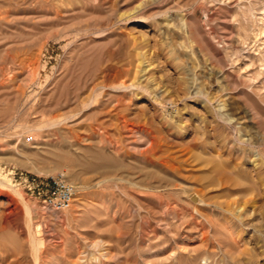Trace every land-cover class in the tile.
Returning a JSON list of instances; mask_svg holds the SVG:
<instances>
[{"label":"rangeland","instance_id":"1","mask_svg":"<svg viewBox=\"0 0 264 264\" xmlns=\"http://www.w3.org/2000/svg\"><path fill=\"white\" fill-rule=\"evenodd\" d=\"M213 1L47 0L0 27V264H264V106L231 92L232 122L204 111L222 76L194 70L178 34L185 17L222 58L234 10ZM106 69L122 73L116 111L95 88ZM76 94L86 109L53 108ZM115 147L116 173L87 169L82 150ZM58 174L77 190L62 213L44 202Z\"/></svg>","mask_w":264,"mask_h":264},{"label":"bare ground","instance_id":"2","mask_svg":"<svg viewBox=\"0 0 264 264\" xmlns=\"http://www.w3.org/2000/svg\"><path fill=\"white\" fill-rule=\"evenodd\" d=\"M211 2H214V1L209 0V3H211ZM216 3H218L219 5H222V6H226V7L228 5H232V9L234 10V13L229 17V20H228L229 24L231 25V29H233L232 30L233 32L231 31L228 38L223 37L221 42H220V44H222V47H221L222 58L218 56L219 53L217 54L216 51L213 52L214 50L210 48V46L207 44L206 41L203 40V38H201V39L199 38V40L197 39L195 34L198 35L200 32H198L197 29H195L196 33H194L190 22L185 17H183V19H181V27H179V29H178V31H179L178 34L180 35L181 38H183L186 42H188V44H189L188 46L191 48L190 57L195 58V63H197L195 65L193 64L194 70L197 69V71H199V70H201V68L203 70L204 65H203V67H201L200 61L203 60L202 58H205V61L209 62L208 63V65H209L208 71H209L210 76L212 75V77H213L216 74L222 76L220 81H222L223 85L220 87V89L219 88L217 89L218 94H221L220 96H216L214 94H211L207 88L204 89L205 91L202 92L200 96H201V99L203 102L202 108L204 111L208 110V109L210 111V109H211V111L215 112V109L217 108V111L221 112L220 116H222V119L227 121L229 124L230 122H232V118H230L229 114H228V111L230 110V106L228 103V99H229L228 95L231 92L235 93V94H241L247 99L258 100L264 106V0H217ZM45 4H47V0H0V27L3 26V27H6L9 29L11 24H13V22L15 21L16 16L22 14L23 15L22 20H23L27 15L28 9L34 7V5L35 6L36 5L42 6ZM19 9L21 11H18ZM19 17L20 16H18V18ZM16 20H18V19H16ZM206 20L209 22V21H211V18L206 17ZM3 32H5V31H3ZM0 35H2V33ZM14 37H15L14 35H13V37L11 36V38H14ZM1 42H3V40ZM5 42L4 43H5L6 49H9V50H10V48L14 49L13 48L14 45L16 46V44H14V45L12 44L13 47H11V42H10L8 36L5 38ZM20 47H23V46L21 45ZM193 48H196L198 50L199 54L195 53ZM14 55H15V53H14ZM198 55H199V57H198ZM13 57H15V56H13ZM200 59H202V60H200ZM205 69H206V67L204 68V71H205ZM104 70L102 71V77H101L102 80H100L99 83L96 82L97 83L96 86L94 85L95 88L98 91L104 90V89L107 90V93L105 96L108 97V99L111 97V95H114V94L118 95L119 93H122L123 91H125L124 83H122V82L118 83L117 82L118 79H120V77L122 75L121 71L120 70L117 71V69H116L115 72L113 71L115 74H113L107 69H106V71H104ZM125 70L126 69H124V71ZM126 73H128V72H126ZM202 74H204V73H202ZM124 76H125V74H124ZM204 76H205V74H204ZM216 79H217V77H216ZM191 80H192L191 81L192 84H194V82H197V81H195L194 78ZM113 81H115V83H111ZM205 82H206V79H205ZM216 82H218V80ZM107 83H109V84L106 85ZM80 87L82 89V86H80ZM83 87L85 88V85ZM200 88H203V87L201 86ZM77 89H80V88L77 86ZM92 89L94 90V88H92ZM90 90H89V92H91ZM98 93H100V92H98ZM197 94H200L199 91L195 92L193 95L196 96ZM222 94H223V97L226 98L228 96V98H226L225 100L224 99L220 100ZM15 95H17V94H15ZM92 96H93V94H92ZM70 99H66L63 103L57 102L53 108H58L61 105L67 107L68 103H70L71 105H74V109L75 108L77 109L78 107L86 109L89 106V103L86 102L88 98L82 100L83 98L81 99L79 94H76L71 100ZM121 102H123V100L117 99L115 102H112V100L109 99L105 103H107L108 108L112 109V111H116V109L118 110L119 104H121ZM93 103L97 104L98 107H104L106 105L105 103H103L102 101L100 102L96 98L93 101ZM94 106H96V105H94ZM251 108L254 109L253 106H251ZM59 117L58 116H55V117L51 116L49 118L51 124L53 125L55 122H56L55 124L59 123L60 122ZM66 119H68V118H66ZM115 121L117 123L116 126L119 127V128H117V130L122 129V131L124 130L130 134L131 133H140V130H139L140 128L138 130H136V128L133 126V123L132 124L128 123L129 121H127L126 118L119 116L118 114L116 115ZM68 134L70 135L69 136L70 139H72L78 145L82 141L83 142H91L90 139L80 138L81 136L74 135L73 132L68 133ZM100 135L95 136V137H98L97 140H98L99 145L102 144V142H103L102 141L103 136L101 137ZM123 137H126V136H123ZM109 142H110V139H109ZM149 142L150 143L148 145L153 144L152 141H149ZM116 147H115V149L112 148V150H110L109 153L111 154V156H106L104 154L105 152H103V150H100L101 148L99 150H96V149L93 150L92 148L82 150L81 152H83V154L85 156H87V158L89 157L88 159H90V161H89L90 163L86 164L87 169L93 170L94 172H100V171L106 172L108 170H114V173H116V171L121 168V165L116 160V158L118 159L121 157L119 154L120 149L116 148ZM102 149H104V148L102 147ZM80 154H82V153H80ZM32 156H33V154H32ZM32 156H30V157L32 158ZM165 165L166 164H164V166ZM80 167H81V165H80ZM36 170H37L36 172L39 173L38 169H36ZM111 176L116 177V175H111ZM69 178H70L71 183H74V181H76L75 176L71 173L69 174ZM117 194L119 197L130 196V194H128V192H126L124 190L121 193H117ZM111 195H112V198H114V196H115L114 192ZM74 200H75V198H74ZM74 200L72 202V205L74 203ZM70 208H69V210H70ZM67 211H65V212H67Z\"/></svg>","mask_w":264,"mask_h":264},{"label":"built area","instance_id":"3","mask_svg":"<svg viewBox=\"0 0 264 264\" xmlns=\"http://www.w3.org/2000/svg\"><path fill=\"white\" fill-rule=\"evenodd\" d=\"M27 144L34 142L31 136L25 138ZM49 187L44 202L55 213H62L72 205V202L77 194L76 188L67 182L61 175H55L49 180Z\"/></svg>","mask_w":264,"mask_h":264}]
</instances>
